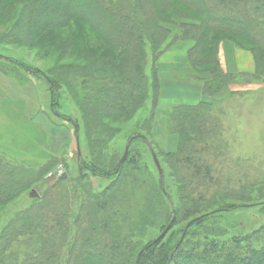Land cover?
<instances>
[{
	"label": "trees",
	"instance_id": "16d2710c",
	"mask_svg": "<svg viewBox=\"0 0 264 264\" xmlns=\"http://www.w3.org/2000/svg\"><path fill=\"white\" fill-rule=\"evenodd\" d=\"M53 1H10L7 15L16 21L10 43L29 45L41 30L78 21L108 49L92 55L87 65L59 71L66 79L37 71L52 84V111L74 122L83 148L76 155L75 176L58 177L3 226L0 264H264V221L246 229L234 220L241 211H264V180L235 179L215 133L219 122L211 102L174 105L166 118L169 134L177 136L176 147L154 142L159 82L156 57L150 66L148 58L149 49L168 37L158 20L159 9L170 20L197 15L198 20L180 23L182 36L194 41L189 58L198 73L205 74L196 76L203 93L225 111V98L240 94L233 89L240 77L247 83L264 80V0ZM5 2L0 0V10ZM216 12L227 16L217 20ZM227 37L235 38L236 46L250 47L254 73L225 71L220 44ZM13 64L30 71L21 61ZM68 73L84 74L78 78L86 92L83 97L70 92L77 83L66 77ZM64 84L81 107L80 115L58 110ZM110 120H134L123 145ZM128 141L127 156L120 163ZM92 179L100 180L97 187ZM22 188L0 158V205L18 198ZM173 216V229L155 242ZM153 229L159 231L150 235ZM99 254L104 259L95 261Z\"/></svg>",
	"mask_w": 264,
	"mask_h": 264
},
{
	"label": "rangeland",
	"instance_id": "374dc122",
	"mask_svg": "<svg viewBox=\"0 0 264 264\" xmlns=\"http://www.w3.org/2000/svg\"><path fill=\"white\" fill-rule=\"evenodd\" d=\"M10 1L13 0H6L3 9L0 10V158L12 169L14 177L22 182L23 188L18 198L0 205V232L13 216L29 206L32 199L41 195L43 188L54 185L59 166H62V171L69 173V176L76 175V155L77 152L80 153L81 147L83 148L80 138L74 134L76 127L74 122L62 120L58 116L60 114L52 111L54 103L52 84L45 75L36 74L37 71L43 70L56 79H66L58 72L87 65L92 55L96 56L108 49L84 23L78 21H73L67 26L41 30L35 38L36 41L29 45L10 43L9 32L16 22L14 16L7 15L6 8ZM57 1L59 0H54L53 3ZM79 8L84 11L82 7ZM159 14L158 20L164 28L168 29V37L161 40L159 47L155 50L151 48L148 51L149 66L156 57L154 66H157L155 68L158 71L159 82L155 90L158 102L153 119L154 142H158L160 147L171 150L176 147L177 136L169 134L166 115L174 105L186 104L183 96L187 94L191 96L192 93L195 94L201 90L205 98L203 102H211L216 106L213 113L217 116L219 123L215 133H218V138L223 143V152L229 157L226 164H229L236 174L235 179L242 177L244 180L263 181L264 80L247 83L248 79L240 77L241 82L233 87V89H240L241 91L238 92L240 94L225 98L222 103L225 107L224 111L216 99L203 93L202 85L196 76L205 74L198 73V67L189 58L194 41L182 36L183 27L180 23L193 22L199 17L180 15L181 17L170 20L166 11L159 9ZM215 14L217 20L227 16V13L223 12ZM234 41L236 39L233 37H227L221 41L220 59L223 67L225 68V56L227 55V60H231V57L235 59L233 54L239 51L241 63L245 68L247 63L254 65L252 72L241 73H254L255 60L253 53L249 50L250 47L236 46ZM14 60L27 64L30 71L14 66ZM233 62L236 67L237 60ZM159 66L162 68V82L159 80ZM227 72L233 73L230 70ZM66 75L72 80L71 82L77 83L70 92L83 97L86 92L79 87L78 78L84 74L76 77L69 73ZM70 92L64 84L61 92V107L58 110L75 117L80 115L81 107L79 108L76 104ZM194 98L197 96L195 95ZM194 98L188 100H194ZM134 120L107 122L114 133L120 136L121 145L124 144L123 137L130 132ZM82 138L85 148L88 147L84 133ZM221 159L224 157L221 156ZM166 170L169 173L168 168ZM99 181L92 179L95 187L98 186ZM101 181L104 180L101 179ZM234 220L239 222L242 228L250 229L264 221V211L259 208L241 211ZM173 227L172 223L160 240L164 239ZM155 230H151L150 235ZM158 231L157 229L155 232ZM60 234L62 236V232L58 234V237ZM63 249L60 248L61 254ZM103 259V254L94 258L95 261Z\"/></svg>",
	"mask_w": 264,
	"mask_h": 264
},
{
	"label": "crops",
	"instance_id": "0c3cea01",
	"mask_svg": "<svg viewBox=\"0 0 264 264\" xmlns=\"http://www.w3.org/2000/svg\"><path fill=\"white\" fill-rule=\"evenodd\" d=\"M235 55V59L234 57L232 58L231 57V60H227V55L225 56L224 58V66H225V69L228 71L230 70L231 72L233 73H241V72H252V70L254 69V65H252L251 63H247V67L245 68L243 63H241V60H240V53L239 51H235V54H233V56ZM234 60H237V65L235 67L234 65ZM239 64V65H238ZM164 69V68H163ZM162 68L159 66V77H160V81L162 82ZM195 95L197 96V98H194ZM203 94L201 92V90L197 91V93H192V95H186L185 97L183 96V101H185L186 104H197L203 100H205V98H203ZM187 98V100H185ZM189 98H194V100H188ZM187 101V102H186Z\"/></svg>",
	"mask_w": 264,
	"mask_h": 264
},
{
	"label": "water",
	"instance_id": "95a60500",
	"mask_svg": "<svg viewBox=\"0 0 264 264\" xmlns=\"http://www.w3.org/2000/svg\"><path fill=\"white\" fill-rule=\"evenodd\" d=\"M128 150H129V141L126 143L124 153H123V155H122V157H121V159H120V163H121L123 160H125V158H126V156H127V153H128ZM150 151H151V153H152V158H153V161H154V163H155V166H156V168H157V170H158V172H159V176L162 177L163 172H162V167H161L160 161H159L158 157L156 156V154H155V152H154V150H153L152 147H150ZM66 175H67V174H64L63 176H66ZM162 191H163L164 193H166L164 187H162ZM173 221H174V216H173V218L171 219V221L169 222V224L167 225V227L163 230V232H162V233H161V234H160V235L154 240L155 242H156V241H159V240L164 236V234L166 233V231L168 230V228L172 225Z\"/></svg>",
	"mask_w": 264,
	"mask_h": 264
},
{
	"label": "built area",
	"instance_id": "2783aa9c",
	"mask_svg": "<svg viewBox=\"0 0 264 264\" xmlns=\"http://www.w3.org/2000/svg\"><path fill=\"white\" fill-rule=\"evenodd\" d=\"M61 172H62V170H61V168H59L57 174H60Z\"/></svg>",
	"mask_w": 264,
	"mask_h": 264
}]
</instances>
